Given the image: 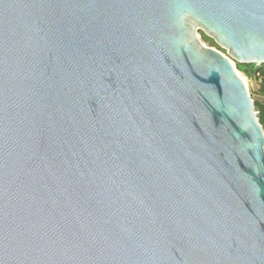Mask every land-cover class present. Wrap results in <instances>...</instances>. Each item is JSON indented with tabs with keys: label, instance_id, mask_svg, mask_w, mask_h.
I'll use <instances>...</instances> for the list:
<instances>
[{
	"label": "water",
	"instance_id": "95a60500",
	"mask_svg": "<svg viewBox=\"0 0 264 264\" xmlns=\"http://www.w3.org/2000/svg\"><path fill=\"white\" fill-rule=\"evenodd\" d=\"M236 62L264 0H0V264H264Z\"/></svg>",
	"mask_w": 264,
	"mask_h": 264
},
{
	"label": "trees",
	"instance_id": "16d2710c",
	"mask_svg": "<svg viewBox=\"0 0 264 264\" xmlns=\"http://www.w3.org/2000/svg\"><path fill=\"white\" fill-rule=\"evenodd\" d=\"M201 35L203 39L209 43L210 46H214L223 52H227L225 49L221 48L215 40L212 38H209L204 34V32H201ZM237 69L242 72L247 78L255 80L257 82V98H254L253 92H251L253 98H254V104H255V110L257 112V116L259 118V121L264 129V65L258 66L255 64H242L239 62H236ZM262 98V99H260Z\"/></svg>",
	"mask_w": 264,
	"mask_h": 264
},
{
	"label": "rangeland",
	"instance_id": "374dc122",
	"mask_svg": "<svg viewBox=\"0 0 264 264\" xmlns=\"http://www.w3.org/2000/svg\"><path fill=\"white\" fill-rule=\"evenodd\" d=\"M201 32H202V31L199 30V38L201 39V41H202L206 46L213 47V48L219 50L220 52H222L223 54H225L226 56H228V53H227V52H223L222 50H220V49H218V48H216V47H214V46H210L209 43H207V42L203 39V37H202V35H201ZM209 38H211V37H209ZM211 39H212V38H211ZM238 71H239V70H238ZM239 73H240L241 77H243L244 80L246 81V83H247V85H248V87H249V89H250V92H253V94H254V98H257V97H258V96H257V93H256L257 82H256L255 80H252V79L247 78V76H245L242 72L239 71ZM251 95H252V94H251ZM252 98H253V96H252ZM254 98H253V99H254ZM260 99H262V98H260Z\"/></svg>",
	"mask_w": 264,
	"mask_h": 264
},
{
	"label": "built area",
	"instance_id": "2783aa9c",
	"mask_svg": "<svg viewBox=\"0 0 264 264\" xmlns=\"http://www.w3.org/2000/svg\"><path fill=\"white\" fill-rule=\"evenodd\" d=\"M198 34V36H199V32L197 33ZM225 55V54H224Z\"/></svg>",
	"mask_w": 264,
	"mask_h": 264
}]
</instances>
